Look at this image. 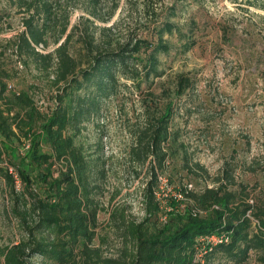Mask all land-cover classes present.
Returning <instances> with one entry per match:
<instances>
[{
	"label": "trees",
	"instance_id": "1",
	"mask_svg": "<svg viewBox=\"0 0 264 264\" xmlns=\"http://www.w3.org/2000/svg\"><path fill=\"white\" fill-rule=\"evenodd\" d=\"M5 1L21 14L22 29L0 42V59L8 50L23 67L31 66L45 75L54 90L53 105L42 111L28 91L9 87V68L0 64V156L4 154L7 163L0 167V177L9 191L10 212L23 230L16 243L1 251L2 264H26L35 255L50 264H77V253L86 263L97 251L89 246L98 209L91 190L103 169L96 159L88 158L74 138L82 124L98 114L101 102L122 88L143 85L146 96L152 97L153 80L163 74L159 55L172 48L164 35L174 36L177 51L185 53L195 44L194 22L190 19L183 25L174 21L182 0H173L162 14H153L143 22L139 33L99 43L92 32L87 34L88 23L92 26L88 16L103 21L111 15L102 16L90 9L96 0H85L82 8L88 16H80L70 27L73 2ZM73 35L79 45L72 41ZM191 85L187 75L177 73L171 92L178 97ZM171 113L172 98L168 97L131 148L137 160L149 157L150 162L149 180L142 190L143 214L138 221L118 222L122 238L131 243L128 253L123 252L122 259L105 258L102 262L204 264L216 256L212 264H241L252 250L263 251L259 260L264 261V201L252 205L245 199L237 200L235 192L227 188L234 183L227 166L210 187L193 191L182 184L177 188L182 206L162 210L155 191L167 155L164 145ZM20 143L26 145L21 154L14 149V144ZM185 168L205 174L198 162ZM170 203L175 205L172 200ZM210 232L224 233L227 241L205 246L196 257L195 238Z\"/></svg>",
	"mask_w": 264,
	"mask_h": 264
},
{
	"label": "rangeland",
	"instance_id": "2",
	"mask_svg": "<svg viewBox=\"0 0 264 264\" xmlns=\"http://www.w3.org/2000/svg\"><path fill=\"white\" fill-rule=\"evenodd\" d=\"M59 1L76 4L68 16L69 27L77 24L80 16H88L82 8L87 1ZM172 1L96 0L92 2L94 7L88 3L96 14L111 16L103 21L88 16L92 26L88 23L87 34L92 32L99 43L125 39L128 34L139 33L143 22ZM178 5L180 12L174 21L187 25L193 20L195 44L180 53L176 38L164 35L172 48L159 55L163 74L153 80V96H146L143 85L139 89L122 88L101 102L98 114L85 121L74 138L88 158L96 159L103 169L91 190L98 209L89 246L97 251L86 263L77 253V264H104L103 259H122L123 252L131 249V243L122 238L118 222L140 220L142 190L150 174L149 157L143 162L137 160L131 148L168 97L172 98V113L164 145L167 155L155 191L162 210L182 206L183 197L177 191L182 184L193 191L210 187L224 166L234 182L227 188L235 192L237 200L245 199L252 205L264 201V0H182ZM20 15L14 4L0 0V42L22 29ZM75 38L73 35L72 41L79 45ZM47 48L50 50L51 45ZM0 60L9 68L10 88L28 91L42 111L53 105L54 89L45 75L31 66L23 67L8 50ZM180 72L191 79L192 85L186 93L174 97L171 89ZM23 148L26 145L14 144L19 154ZM5 160L2 154L0 167H5ZM192 162H198L205 174L186 171ZM8 192L0 177V253L16 243L23 231L10 212ZM262 254L249 251L241 264H264L259 260ZM212 262L216 263V256L204 264ZM26 264L50 263L35 255Z\"/></svg>",
	"mask_w": 264,
	"mask_h": 264
},
{
	"label": "built area",
	"instance_id": "3",
	"mask_svg": "<svg viewBox=\"0 0 264 264\" xmlns=\"http://www.w3.org/2000/svg\"><path fill=\"white\" fill-rule=\"evenodd\" d=\"M160 179V176L158 177V180ZM215 207V206H214ZM198 213H201V211L196 210ZM252 219V218H251ZM253 225H257V221L253 220ZM227 236L224 233H216V232H210L202 234L195 238V246L196 249V257L201 256V254L206 250L204 247L208 245H213L216 243L226 242Z\"/></svg>",
	"mask_w": 264,
	"mask_h": 264
}]
</instances>
